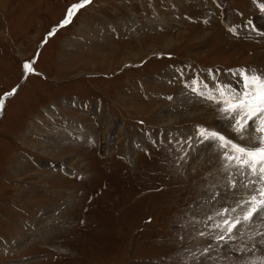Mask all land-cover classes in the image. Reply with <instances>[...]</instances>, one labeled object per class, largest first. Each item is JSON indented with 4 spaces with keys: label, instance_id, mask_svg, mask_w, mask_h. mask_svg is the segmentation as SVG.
<instances>
[{
    "label": "rangeland",
    "instance_id": "obj_1",
    "mask_svg": "<svg viewBox=\"0 0 264 264\" xmlns=\"http://www.w3.org/2000/svg\"><path fill=\"white\" fill-rule=\"evenodd\" d=\"M80 2L0 0V264H264L260 184L197 149L241 137L193 82L264 70V0H91L61 27Z\"/></svg>",
    "mask_w": 264,
    "mask_h": 264
},
{
    "label": "snow or ice",
    "instance_id": "obj_2",
    "mask_svg": "<svg viewBox=\"0 0 264 264\" xmlns=\"http://www.w3.org/2000/svg\"><path fill=\"white\" fill-rule=\"evenodd\" d=\"M91 0H81L80 3L72 5L67 12L66 18L61 22V27L71 22L72 16L76 10L83 8L86 4H89ZM254 4H257V0H253ZM261 11H264V4H257ZM53 33H49L52 35ZM23 70L25 73L33 72L31 62H25L23 64ZM243 81V91L235 92L228 89L226 86H217V91L223 107L220 111L226 113L230 117L231 121L235 122L234 131L240 135L241 138L247 136L249 138V144L238 145L230 140H227L223 135L216 132L200 129V135L204 139L219 140L222 146H230L235 155L225 154V160L228 164L225 167H236L241 174H246L252 177L248 181V184L243 187L248 188L250 185L260 184V188H252V191L256 194L250 196V201L246 203L250 204L249 210L243 215L242 220L250 222L254 216L261 212H264V73L261 74H248L245 70H237ZM193 91H196L194 88ZM16 93V89H12L11 92L5 94V97L12 96ZM203 95V93H198ZM209 100L215 99L211 94L206 97ZM4 107V98L0 97V109ZM249 121H252V125H255L253 132L249 129L252 127L249 125ZM254 133V134H253ZM235 187V185H233ZM259 197V199H258ZM234 210V209H233ZM227 224L228 221H225ZM241 223V219H236L228 229V233H232L233 229ZM231 238V237H229ZM218 240H224V236L217 238ZM260 243L264 244V240Z\"/></svg>",
    "mask_w": 264,
    "mask_h": 264
},
{
    "label": "bare ground",
    "instance_id": "obj_3",
    "mask_svg": "<svg viewBox=\"0 0 264 264\" xmlns=\"http://www.w3.org/2000/svg\"><path fill=\"white\" fill-rule=\"evenodd\" d=\"M256 66L260 67V65H256ZM261 66H264V65H261ZM257 67L255 68L254 66H252L249 69H247V68H238V70H241V69L245 70L246 73H248V74L252 73V74H257L258 75L260 73H264V70H259ZM236 72L228 71V74H227L228 78H229L228 82H224V81H221L222 83L221 82H210L209 80H207V81L194 80L193 82L196 85H198V87H199V89L201 91H203L205 93L207 92V94H211V95H213L212 93L215 92V90L217 89V86H220V85L226 86L228 89L234 90L235 92L239 93V92L243 91L244 81H243L242 77L239 74H237ZM213 73H214L213 70H208L207 71L208 75L213 74ZM225 73H227V72H225ZM230 80H233L232 83L236 80L235 82L238 83L237 84L238 87L236 88L234 86H231L232 83L230 82ZM223 118L225 119V121L230 123V117L227 114H225L223 116ZM222 121H223V119H222ZM228 123H225V125L228 124ZM232 123H234V121H231V124ZM59 124L60 123H54V128H56V126L59 125ZM52 126H53V124H52ZM222 126H223V124H222ZM212 129H213L212 132H216V133H218L220 135H223L225 138H230V141H232L233 143H236L238 145H247V144H249V138L247 136H245L244 138H239L238 136H236L234 134L232 135L230 130L228 132H226V131H223V130L219 129L218 127H213ZM214 130H216V131H214ZM253 130H254V128H253ZM253 130H251L250 132H253ZM223 132H225L226 135L223 134ZM205 143L207 144L208 148L213 147L214 143H219V144L222 145V143L219 140L204 139L201 136H200V138L196 139V144L195 145L197 146V149L200 150V149L203 148V145ZM196 146H195L194 150H196ZM213 176H215V171L213 172ZM220 191L221 192L219 194H222V192H224L225 195H228L227 191H224V190H220ZM229 195L232 196L234 199H238V200L242 201L243 204L246 201V194L243 195V190L242 189L234 188L233 193H231ZM206 237L211 239V237L209 235H207ZM208 242H212V241L209 240Z\"/></svg>",
    "mask_w": 264,
    "mask_h": 264
}]
</instances>
